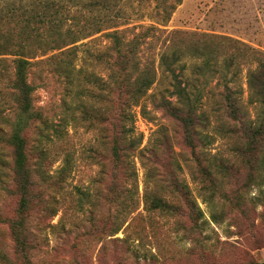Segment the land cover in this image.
Masks as SVG:
<instances>
[{
  "label": "rangeland",
  "instance_id": "1",
  "mask_svg": "<svg viewBox=\"0 0 264 264\" xmlns=\"http://www.w3.org/2000/svg\"><path fill=\"white\" fill-rule=\"evenodd\" d=\"M163 1L0 0L3 11L34 13V8L49 7L50 24H70L76 15L80 24L86 16L89 22L129 18L118 27L127 41L140 38L151 24L158 28L136 49L138 68L155 67L157 79L141 99L146 113L141 105L132 108L135 121L130 138L121 128L125 96L119 92L120 77L114 69L118 53L106 35L113 28L71 44L72 67L67 74L51 63L30 67L28 81L40 117L25 124L23 131L33 181L29 215L23 218L18 211L20 193L9 143L19 109L12 86L14 57L8 59L9 75L0 77V264L264 262V240L254 237L264 233V180L258 177L264 149L255 151L253 157L243 155L244 139L228 131L240 124L224 120L225 82L219 79L226 76V84L237 91L240 115L246 120L254 118L256 108L249 101L247 78L264 60V0H182L168 22L154 23L155 8ZM170 31H179L169 38L186 54L181 61L188 67L175 70L182 85L196 74L193 63L200 61L190 56L195 48L215 50L220 58L215 66L217 77L202 98L201 111L210 118L199 130L203 143L197 153L186 146L181 124L153 103L162 95L178 101L176 95L164 91L175 89L168 72L162 75L159 67L161 54L170 59L171 49L164 44ZM57 51L48 50L47 55ZM158 140L159 155L154 150ZM114 146L119 158L113 153ZM171 147L180 167L170 158ZM197 156L200 165L195 164ZM221 165L226 167V176L219 173ZM202 167L211 171L221 189L213 208L224 213L219 224L210 220L211 207L199 192ZM175 182L191 186L208 220L204 228L196 227L194 207L168 189ZM147 193L169 200L177 205L176 211L149 209ZM14 220L23 222L21 240H28L30 231L33 245L26 253L12 232Z\"/></svg>",
  "mask_w": 264,
  "mask_h": 264
},
{
  "label": "trees",
  "instance_id": "2",
  "mask_svg": "<svg viewBox=\"0 0 264 264\" xmlns=\"http://www.w3.org/2000/svg\"><path fill=\"white\" fill-rule=\"evenodd\" d=\"M182 0H164L156 6V14L153 17L154 23L165 24L169 21L172 13ZM33 9V8H32ZM34 13L31 10L20 11L8 9V11L0 10V77L9 75V67L6 62L10 57H14V76L12 86L15 90V101L19 109V120L12 127V132L9 138V143L13 146L14 151V164L15 173L18 180V189L20 193V202L18 211L22 218L29 215L30 211V197L33 181L31 179V172L28 165L27 155V135L24 134V129L27 123L35 117H40V113L35 110L33 104V85L28 81L29 69L33 65L51 63L55 69L61 73H69L71 70L70 55L74 48L70 49V45L79 41L82 38L99 32L105 28H113L111 31L106 32V35L111 37L114 41V49L118 53L116 67L114 69L119 73V80L117 82L119 92L124 98L123 107L120 112L121 128L126 137L134 132L133 122L135 121V114L132 110L133 106L141 105V99L146 95L147 91L157 79V70L149 68L139 69L137 63L136 49L140 42L149 37L152 30L158 29L155 24L147 26L146 30L142 31L140 38L127 41L121 38L119 34V26L126 23L129 18L119 20L116 18L106 19L104 22H96L89 18H83L84 23L80 24L78 21L79 16H74V20L70 24L62 21L60 23L53 22L50 24L51 16L50 8L43 7L40 9L34 8ZM78 19V20H77ZM160 29V28H159ZM179 31L167 32L168 38L164 40L166 47L171 49L170 59L167 54H161L159 67L162 70V75L168 72L171 83L175 90L169 92L171 95L177 96V103L173 102L169 97L162 95L153 103L157 108L163 109L172 119L178 121L183 127L185 133V144L191 148L192 152L200 149L202 137L200 128L206 127L209 123V118L204 111H201L202 98L209 87L210 83L217 77V69L215 66L219 64L220 58L215 50L207 47H197L191 51L190 56L192 59H198V62L193 63V73L191 80H187L184 85L181 84L178 73L175 71L179 68L188 67L181 58L185 51L175 45L172 39L169 38L172 34ZM75 47V46H74ZM58 51L47 55L48 50ZM40 53V54H39ZM46 55V56H44ZM64 55V56H63ZM44 56V57H41ZM69 58V59H68ZM231 60H226L229 62ZM232 65V62L230 63ZM164 67V69H163ZM223 85L222 92V107L224 108L223 116L226 117L225 121L230 119L233 122L239 123L240 127L236 130L229 129L231 133H239L244 139L243 150L248 157L255 156V151L264 149V60L258 63L256 68L249 72L247 78V85L249 88V101L255 105L256 112L254 118L246 120L240 115L241 102L237 91L234 90L229 84H226V76H220ZM162 80L166 81L162 78ZM142 111L146 113L145 108L141 105ZM24 116V118H23ZM220 117V116H219ZM221 118V117H220ZM129 122V124H127ZM26 124V125H25ZM25 125V126H24ZM224 126L225 124H220ZM168 139V138H167ZM156 144L154 147L155 154L159 155L161 146ZM133 144L130 145L132 147ZM239 151V148H236ZM113 153L116 158L120 154L118 147L114 146ZM170 158L175 162L176 153L174 150L170 151ZM200 157L196 158V165H200ZM260 166L258 168V177L264 180V155L258 160ZM202 182L199 185V192L202 196L203 202L206 203L210 210V220L214 223H221L224 219V213L221 210L213 209L216 206L215 198L221 195L219 185L215 183V179L211 171L201 168ZM219 173L226 176L227 170L225 166L221 165ZM168 189L172 193H178L183 197L196 211V224L198 228H204L208 224V220L204 217V210L194 198V193L189 184H180L175 182L169 185ZM240 200L244 198V194L240 196ZM258 198V197H255ZM146 204L149 209L160 210L165 213H173L177 209V205L165 200L156 194H146ZM264 225V218H262ZM255 226L254 221L252 222ZM23 222L12 221V232L18 243H22L26 251L33 245L30 242V231L28 240H21L20 229ZM258 239L264 240V233L257 232ZM30 242V246H26ZM29 261V258L27 257ZM218 264V263H216ZM258 264V263H247Z\"/></svg>",
  "mask_w": 264,
  "mask_h": 264
},
{
  "label": "water",
  "instance_id": "3",
  "mask_svg": "<svg viewBox=\"0 0 264 264\" xmlns=\"http://www.w3.org/2000/svg\"><path fill=\"white\" fill-rule=\"evenodd\" d=\"M258 264H264V262H262V263H258Z\"/></svg>",
  "mask_w": 264,
  "mask_h": 264
}]
</instances>
